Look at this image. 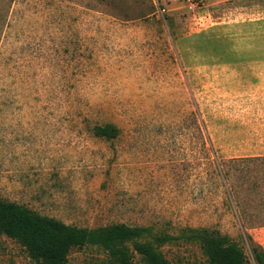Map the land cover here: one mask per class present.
Wrapping results in <instances>:
<instances>
[{
    "label": "rangeland",
    "instance_id": "rangeland-1",
    "mask_svg": "<svg viewBox=\"0 0 264 264\" xmlns=\"http://www.w3.org/2000/svg\"><path fill=\"white\" fill-rule=\"evenodd\" d=\"M0 198L169 235L171 264H208L188 230L219 231L256 264L264 0H0ZM0 264L38 263L0 234ZM66 264L114 263L86 245Z\"/></svg>",
    "mask_w": 264,
    "mask_h": 264
},
{
    "label": "trees",
    "instance_id": "trees-1",
    "mask_svg": "<svg viewBox=\"0 0 264 264\" xmlns=\"http://www.w3.org/2000/svg\"><path fill=\"white\" fill-rule=\"evenodd\" d=\"M119 132L114 124L94 128L97 137L106 139L116 138ZM188 232L189 241L200 245L208 264H247L243 250L219 231L205 228L189 229ZM0 234L19 241L38 264H66L72 248L86 245L103 248L114 264H134V251L144 264H171L160 250L172 239L169 235L154 236L147 233L146 228H133L126 224L79 228L1 198ZM251 252L256 264H264V250L253 248Z\"/></svg>",
    "mask_w": 264,
    "mask_h": 264
},
{
    "label": "built area",
    "instance_id": "built-area-1",
    "mask_svg": "<svg viewBox=\"0 0 264 264\" xmlns=\"http://www.w3.org/2000/svg\"><path fill=\"white\" fill-rule=\"evenodd\" d=\"M188 7L191 11H196L200 8V5L203 3V0H186Z\"/></svg>",
    "mask_w": 264,
    "mask_h": 264
}]
</instances>
